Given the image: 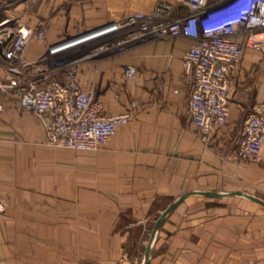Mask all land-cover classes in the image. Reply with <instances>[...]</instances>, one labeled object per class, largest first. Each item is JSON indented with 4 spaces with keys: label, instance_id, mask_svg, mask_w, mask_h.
Here are the masks:
<instances>
[{
    "label": "crops",
    "instance_id": "0c3cea01",
    "mask_svg": "<svg viewBox=\"0 0 264 264\" xmlns=\"http://www.w3.org/2000/svg\"><path fill=\"white\" fill-rule=\"evenodd\" d=\"M156 1L15 0L11 7L0 0V78L12 10L19 23L45 31L24 50L31 63L62 38L149 11ZM193 43L185 35L148 37L83 55L80 83L107 113L132 100L140 105L95 150L46 144L44 120L0 90V264H143L157 219L184 192L242 190L264 200V143L259 161L236 155L245 118L264 102V52L245 48L228 121L205 143L191 121L184 77ZM127 65L135 76L125 74ZM149 264H264V204L242 194L188 195L157 230Z\"/></svg>",
    "mask_w": 264,
    "mask_h": 264
},
{
    "label": "built area",
    "instance_id": "2783aa9c",
    "mask_svg": "<svg viewBox=\"0 0 264 264\" xmlns=\"http://www.w3.org/2000/svg\"><path fill=\"white\" fill-rule=\"evenodd\" d=\"M11 33L3 48L7 76L0 78V90L17 96L24 108L44 120L46 144L76 150L101 148L140 109L132 100L127 110L107 113L94 89L80 83L78 62L84 54L96 48H124L148 37L192 38L183 58L188 105L197 133L210 143L215 128L228 121L232 75L245 48L264 52V0H157L149 11L128 13L90 32L62 38L31 63L23 62L24 50L33 37L44 38L45 31L18 23L8 36ZM83 46L88 47L84 52L64 57ZM125 74L135 76V66L127 65ZM263 143L264 102L254 105L245 118L236 155L258 161Z\"/></svg>",
    "mask_w": 264,
    "mask_h": 264
},
{
    "label": "water",
    "instance_id": "95a60500",
    "mask_svg": "<svg viewBox=\"0 0 264 264\" xmlns=\"http://www.w3.org/2000/svg\"><path fill=\"white\" fill-rule=\"evenodd\" d=\"M192 193H199V194H203V195H206V196H217V197H221L223 195H226V194H242V195H245V196H248L262 204H264V200L253 195V194H250L248 192H244L242 190H229V191H226V192H218V191H213V190H193V191H187V192H184L183 194H181L176 200H174L171 204H169L165 210L162 212V214L159 216V218L157 219L156 221V224L152 230V233H151V236H150V239H149V244H148V248L146 250V253H145V260H144V263L143 264H149V260H150V246H151V243L152 241L154 240L155 238V235H156V232L157 230L161 227L164 219H165V216L172 210L174 209L177 204L183 200L185 197H187L188 195L192 194Z\"/></svg>",
    "mask_w": 264,
    "mask_h": 264
},
{
    "label": "rangeland",
    "instance_id": "374dc122",
    "mask_svg": "<svg viewBox=\"0 0 264 264\" xmlns=\"http://www.w3.org/2000/svg\"><path fill=\"white\" fill-rule=\"evenodd\" d=\"M14 1L15 0H8V2H10V3H12L10 6L11 7H14ZM16 15V13H15V11H11V20H10V24H11V26L13 27V30H15L16 29V27H17V25H18V23H19V20H18V16H15ZM88 47L87 46H83L82 48H78V49H76L75 51H72V52H69L67 55H65L64 57H68V56H71V55H73V54H78V53H80V52H84L86 49H87ZM59 77L60 78H62L63 77V74H59ZM2 91V90H1ZM3 92V91H2ZM259 161V160H258ZM256 191L257 192H259V188H258V186L256 187ZM62 223V222H61ZM63 223H65V222H63Z\"/></svg>",
    "mask_w": 264,
    "mask_h": 264
}]
</instances>
